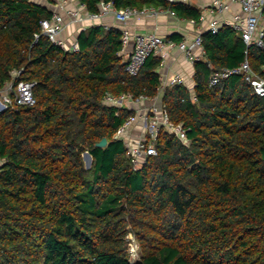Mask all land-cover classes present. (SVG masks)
Segmentation results:
<instances>
[{
    "label": "trees",
    "instance_id": "obj_1",
    "mask_svg": "<svg viewBox=\"0 0 264 264\" xmlns=\"http://www.w3.org/2000/svg\"><path fill=\"white\" fill-rule=\"evenodd\" d=\"M77 1L88 13L111 2L199 17L166 0ZM50 16L31 0H0V91L12 71L35 83L33 106L0 112V264H264V97L243 74L209 85L244 60L264 76V38L258 48L230 27L201 36L193 96L174 85L161 99L187 144L160 129L156 155L134 170L115 136L134 111L105 98L156 97L160 57L129 75L121 30L103 26L81 31L76 52L35 41ZM128 233L139 247L133 263Z\"/></svg>",
    "mask_w": 264,
    "mask_h": 264
},
{
    "label": "built area",
    "instance_id": "obj_2",
    "mask_svg": "<svg viewBox=\"0 0 264 264\" xmlns=\"http://www.w3.org/2000/svg\"><path fill=\"white\" fill-rule=\"evenodd\" d=\"M180 1L189 2V0H166L169 4ZM228 1L238 3L244 14L242 19L236 17L229 27L240 33L246 47H263L264 16L262 11L264 10V0ZM44 5L50 11L51 16L49 19H44L40 22V34L34 35L35 41L39 39L40 36H44L52 45L71 52L78 51V44L76 41L67 44V41L63 38V32L72 24L94 22L106 16H111L116 23L125 24L131 19L141 17L154 18L166 12L165 8L154 7H144L142 9L124 7L116 9L111 2L100 3L99 11L96 13L86 12L83 5L75 0H51V3L47 2ZM214 7L219 13L228 9V6L222 3L221 0H215ZM222 26L223 24H219L216 20H212L208 23L207 31L214 35ZM131 41L133 42L132 49L125 53V72L131 76H136L140 72L149 56L164 58L168 50L177 49L182 52L189 61L195 62L200 60V56L195 54V50L197 48H203L200 36L189 41L176 42L168 37H162L153 33L131 35L126 29H122V52L127 49ZM262 70L264 72V68ZM20 74L21 71H12V80L0 91V112L8 108L33 106L35 104V98L33 96L35 83L18 80ZM234 74H243L245 81L251 85L253 92L260 97H264V76H259L253 72L247 60H244L234 69H222L213 72L209 78V85L215 86ZM182 84L183 81L180 78L172 80V85ZM156 98L157 97H139L134 100L130 96L125 95L118 97L107 96L105 102L112 106L121 107L126 102L137 103L150 99L155 100ZM139 117L142 121L140 135L137 137L132 136L129 131L136 120L135 116L129 117L115 135L117 139L124 141L126 155L130 158L134 170L140 168L147 157L156 155L154 141L160 129L176 136L185 145L187 144L186 131L183 129L182 125L173 124L169 120L167 112L162 105H151ZM127 244L129 261L131 263L136 262L139 260L138 246L131 239Z\"/></svg>",
    "mask_w": 264,
    "mask_h": 264
},
{
    "label": "crops",
    "instance_id": "obj_3",
    "mask_svg": "<svg viewBox=\"0 0 264 264\" xmlns=\"http://www.w3.org/2000/svg\"><path fill=\"white\" fill-rule=\"evenodd\" d=\"M214 1L215 0H189V2H175L183 3L195 8L199 13V17L196 20L180 18L168 9H166L165 13L158 15L157 17L131 19L125 24L116 23L111 16H106L94 22L77 23L68 26L63 32V38L67 41V44H70L72 41H76L77 36L81 31L92 26H103L117 28L119 30L126 29L131 35L153 33L162 37L175 36L178 39L176 42L189 41L197 36L201 37L204 33L208 32L207 26L212 20H216L219 24H223L222 27H229L236 17L241 19L244 17L238 3L221 0L222 3H225L228 6V9L219 13L215 10ZM45 3H47L46 0H39L38 4L44 5ZM262 12L264 16V10ZM235 34L240 35L237 31H235ZM132 46L133 42L131 41L127 49L122 52L124 59H126L125 53L129 52L132 49ZM195 54L200 56V60L205 61V51L203 48H197ZM160 59L161 63L157 70L160 79V87L158 95L156 96L157 98L155 100L150 99L137 103L126 102L123 105L128 107V109L133 110L134 116L136 117L134 124H132L129 129L132 136L137 137L140 135L142 121L139 116L142 115V113H144L151 105H161L164 90L174 86L172 85L173 79L180 78L183 81L182 85L187 88L191 97L194 94V62L189 61L184 54L177 49L168 50L165 57Z\"/></svg>",
    "mask_w": 264,
    "mask_h": 264
},
{
    "label": "water",
    "instance_id": "obj_4",
    "mask_svg": "<svg viewBox=\"0 0 264 264\" xmlns=\"http://www.w3.org/2000/svg\"><path fill=\"white\" fill-rule=\"evenodd\" d=\"M106 145H107V141H106V139H105V138H102V139L96 144V147H98V148H105ZM83 160H84V162H85V164H86L85 167H86V168H89L90 165H91V162H92V158H91L90 154H88L87 152H85V153L83 154Z\"/></svg>",
    "mask_w": 264,
    "mask_h": 264
},
{
    "label": "rangeland",
    "instance_id": "obj_5",
    "mask_svg": "<svg viewBox=\"0 0 264 264\" xmlns=\"http://www.w3.org/2000/svg\"><path fill=\"white\" fill-rule=\"evenodd\" d=\"M32 1V0H31ZM33 1H35L36 3H39V0H33ZM43 5V4H42ZM84 163V166H86V164H85V162H83ZM90 167H91V165H90ZM89 167V168H90ZM86 168V167H85ZM130 239L131 240H133L134 242H135V244L138 246V243H137V241L135 240V237L133 236V234H131V233H128L127 234V236L125 237V241H126V246L128 245L127 243H128V241H130ZM138 253H139V247H138Z\"/></svg>",
    "mask_w": 264,
    "mask_h": 264
}]
</instances>
